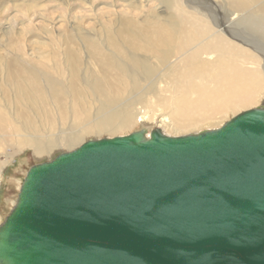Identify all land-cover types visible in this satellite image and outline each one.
Masks as SVG:
<instances>
[{"label":"rangeland","instance_id":"rangeland-1","mask_svg":"<svg viewBox=\"0 0 264 264\" xmlns=\"http://www.w3.org/2000/svg\"><path fill=\"white\" fill-rule=\"evenodd\" d=\"M212 1L228 18L243 12L235 23L260 37L264 0ZM248 49L193 0H0V223L32 164L88 139L158 126L165 114L178 113L179 127L158 128L186 135L264 105V60ZM144 110L154 125L140 123Z\"/></svg>","mask_w":264,"mask_h":264},{"label":"water","instance_id":"water-1","mask_svg":"<svg viewBox=\"0 0 264 264\" xmlns=\"http://www.w3.org/2000/svg\"><path fill=\"white\" fill-rule=\"evenodd\" d=\"M0 264H264V105L32 164L0 223Z\"/></svg>","mask_w":264,"mask_h":264},{"label":"bare ground","instance_id":"bare-ground-1","mask_svg":"<svg viewBox=\"0 0 264 264\" xmlns=\"http://www.w3.org/2000/svg\"><path fill=\"white\" fill-rule=\"evenodd\" d=\"M193 1L198 5V7H200L204 11H207L210 14V18L213 21L214 26L216 28H218L219 31H221L222 34H225L226 36L231 37V38H233L236 41L242 40V43L245 44L248 48H250L247 51H248V55L250 56L251 59L256 58L257 60H259L258 57L260 56L261 57V60H264V38H263V36H264L263 35L264 34V27H255L256 28V31L258 32V34L260 35V37L254 36L253 34H249L248 33L249 30L247 28H244L243 25H239V24H236L235 23V20H237L238 18H240L241 17L240 16L241 13H243V12L240 11L239 12L240 14L237 13L233 17L228 18V17H226V15L223 12L219 11V9H217V8L214 7V3H213L212 0H193ZM233 4H236L237 6H240V5H243V1H241V0L240 1L234 0V3ZM249 22H251L250 28L254 29L253 28V22H254L253 19L246 18L244 20V25L247 26V24H249ZM214 30L215 29L211 30V33L209 35L210 40H213L215 38V35L216 34H213ZM170 35L173 36L172 30H170L169 36ZM171 36L166 41V43H165L166 45H168L172 41V37ZM162 44L163 43L160 40H158V39L154 41V45H156L157 47H159L161 49V57H163L164 59L169 58L170 55H171V53L162 50V48H161V45ZM207 56L213 57L215 55H213V53H208ZM77 57H79V56H77ZM75 66H77V65H75ZM69 67H71V66H69ZM74 71H75V69H74ZM254 71H257V69H254ZM239 77L241 79L242 75H239ZM45 78L48 79L49 77L45 76ZM40 80H41V78H40ZM40 80H38V79L36 80V78H35V82H36L37 85H41V81ZM256 80H258V78H253L251 80V85L254 87L255 90H256V87H257L256 85H257V82H258ZM48 83L51 86H53L54 92H56L58 90L59 86H57L55 84L53 78H49ZM48 83H47V85H48ZM260 95L261 96L264 95V89L261 91ZM179 98H178V101H180ZM253 98H254L253 96H248L247 98H245L246 100H244V101H253ZM172 103H174V101ZM233 104L234 105L237 104V100H234L233 101ZM148 114L149 113H147L145 110L143 111V115L139 116V118H138L139 121H140V123L154 125V122L151 121L148 118ZM178 116H179L178 113H172L170 116H168L167 114H165L164 116H161L160 119L157 121V124H159L158 126H153L152 128L149 127L148 130L151 131V129H153L154 127H162L163 129H167V128L169 129L170 127L174 126V127L178 128L179 125L176 124L177 121H178ZM182 121L185 122L184 125H188V124H190L192 122L191 119L190 120H182ZM174 124H176V125H174ZM3 170L4 169H1L0 170V188H1V185H2L1 178L3 177L2 176Z\"/></svg>","mask_w":264,"mask_h":264}]
</instances>
